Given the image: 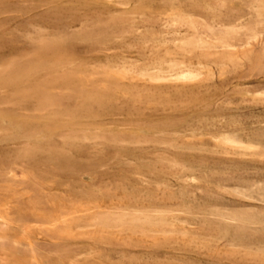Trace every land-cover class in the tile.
Here are the masks:
<instances>
[{
    "label": "rangeland",
    "instance_id": "rangeland-1",
    "mask_svg": "<svg viewBox=\"0 0 264 264\" xmlns=\"http://www.w3.org/2000/svg\"><path fill=\"white\" fill-rule=\"evenodd\" d=\"M0 264H264V0H0Z\"/></svg>",
    "mask_w": 264,
    "mask_h": 264
}]
</instances>
